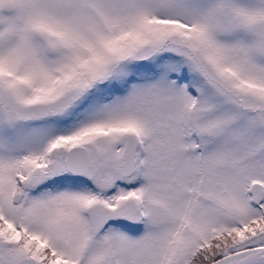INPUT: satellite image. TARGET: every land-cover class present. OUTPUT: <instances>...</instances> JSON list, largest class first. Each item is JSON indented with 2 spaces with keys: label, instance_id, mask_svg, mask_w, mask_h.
<instances>
[{
  "label": "snow or ice",
  "instance_id": "obj_1",
  "mask_svg": "<svg viewBox=\"0 0 264 264\" xmlns=\"http://www.w3.org/2000/svg\"><path fill=\"white\" fill-rule=\"evenodd\" d=\"M0 264H264V0H0Z\"/></svg>",
  "mask_w": 264,
  "mask_h": 264
}]
</instances>
